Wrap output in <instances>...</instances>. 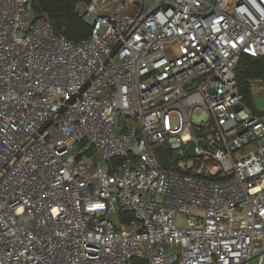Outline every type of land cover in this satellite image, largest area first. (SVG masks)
Listing matches in <instances>:
<instances>
[{
  "label": "built area",
  "instance_id": "built-area-1",
  "mask_svg": "<svg viewBox=\"0 0 264 264\" xmlns=\"http://www.w3.org/2000/svg\"><path fill=\"white\" fill-rule=\"evenodd\" d=\"M32 1L0 0V264H264V112L237 78L264 0H89L78 42Z\"/></svg>",
  "mask_w": 264,
  "mask_h": 264
},
{
  "label": "trees",
  "instance_id": "trees-1",
  "mask_svg": "<svg viewBox=\"0 0 264 264\" xmlns=\"http://www.w3.org/2000/svg\"><path fill=\"white\" fill-rule=\"evenodd\" d=\"M88 2L89 0H33L32 8L36 16L47 17L57 35H64L69 40L78 42L91 35L92 27L85 21L84 16H81L78 12L79 4ZM237 78L245 103L252 106L249 81L264 80V57L242 56L237 69ZM120 214L123 224L133 217L131 214ZM133 264L145 263L133 261Z\"/></svg>",
  "mask_w": 264,
  "mask_h": 264
},
{
  "label": "water",
  "instance_id": "water-1",
  "mask_svg": "<svg viewBox=\"0 0 264 264\" xmlns=\"http://www.w3.org/2000/svg\"><path fill=\"white\" fill-rule=\"evenodd\" d=\"M237 111H240V107L236 108ZM203 147H206L207 144L205 142H201L200 143ZM155 152L158 154V158L160 160V163L162 165V167L164 169H169L170 168V163L168 162L169 158H168V152L161 148V147H157L155 149ZM192 157H196V153H195V144L192 143L189 148L186 150V152L183 155H178L177 159L178 160H182V159H187V158H192Z\"/></svg>",
  "mask_w": 264,
  "mask_h": 264
},
{
  "label": "rangeland",
  "instance_id": "rangeland-1",
  "mask_svg": "<svg viewBox=\"0 0 264 264\" xmlns=\"http://www.w3.org/2000/svg\"><path fill=\"white\" fill-rule=\"evenodd\" d=\"M85 11V8L83 6H80L78 8V12L80 15H82ZM252 105H255L256 109L261 111V112H264V94L262 95H259V94H255L252 96ZM205 119V116H199V117H196V120H204ZM181 165H185V164H188L189 166L192 165V161L189 159L187 160L186 162H181L180 163ZM115 221V220H114ZM116 223V221H115ZM178 224L180 226H184L185 224V220L184 219H179L178 220Z\"/></svg>",
  "mask_w": 264,
  "mask_h": 264
}]
</instances>
